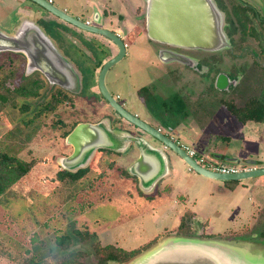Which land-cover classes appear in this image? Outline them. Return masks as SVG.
<instances>
[{"label":"rangeland","instance_id":"rangeland-1","mask_svg":"<svg viewBox=\"0 0 264 264\" xmlns=\"http://www.w3.org/2000/svg\"><path fill=\"white\" fill-rule=\"evenodd\" d=\"M83 1L52 0L59 8H65L67 12L78 15L85 8ZM98 1L114 10L115 14L121 13L126 23L131 19L132 6L139 3V0ZM213 1L218 8L216 1ZM1 2L0 0L1 33L12 35L18 24L25 20L41 22V18L38 19L29 13V11L41 10V7L34 2L30 0H25L24 3ZM45 12L43 10V13ZM220 12L224 24V14ZM224 34L229 47L231 41L225 32ZM56 35L59 37L57 32ZM242 44H233V47L239 48ZM195 58L201 59V55H194L193 63ZM211 62L218 64L220 69H229L232 72L235 71L234 63L247 65L251 63L249 56L238 58L230 55L223 48L204 49V64ZM0 66L1 76L5 75L6 71L12 73L11 82L15 86L35 75V73L27 75L24 57L16 51L1 50ZM252 67V72L250 70L241 72L239 77L241 85L238 89L231 88L229 91L221 92L216 89L214 83L212 84L211 76L204 72V65L200 70H191L175 62L166 66L158 65L155 54L148 50L145 38L141 35L137 38V43L128 48L127 55L107 72L105 85L114 96L119 95V102H126L124 106L128 111L138 112L140 118L145 121L165 129L175 125L177 118H184L185 121L192 119L191 123L196 121L198 130H202L208 121L204 118L207 114L212 116L216 114L217 104L225 108L221 101L241 107L249 98L260 94L259 90L261 91L264 82V69L262 70L258 64ZM164 69L175 70L170 88L176 90V94L157 90L155 93L160 100L152 103L153 115L150 117L144 107L145 102L136 95L137 89L155 82L161 87L157 80L154 82L152 74L156 70ZM95 83L94 77L86 76V82L82 83L80 93L71 94L64 91L66 100L54 110L36 118L29 127L20 120L29 118L31 111L21 113L19 109L22 102L28 101L6 92L4 88L0 89V93L7 97L6 102H0V144L5 142L23 144L20 156L25 159L33 158L36 161L30 173L0 194V240L20 252L28 250L30 255L44 258L45 264H59L62 256L73 250L82 252L79 257L80 262L100 264L99 256L92 250L95 241L102 246L110 244L125 250L147 246L141 251L144 252L156 243L176 236L180 216L188 211L195 216L192 221L193 237L226 240L225 242L230 244L239 243V239L252 240L250 246L240 248L250 258L264 262V239L252 238L254 234H258L263 225L256 224L253 220L250 228L244 230L242 226H237L238 223L232 224L237 213L231 212L228 201L220 198L218 194V189L223 185L221 180L206 178L190 169L170 149L165 150L167 173L152 185H143L132 174L130 169L132 158L128 156L130 147L118 153L105 148L93 152L86 162L78 167L86 169L85 174L74 182L56 178L55 172L64 169L60 164L61 159L70 150V145L62 137L63 133L69 132L75 123L96 122L102 117L101 112L108 110L100 98L89 97L90 94L85 87ZM43 84L44 89L41 92L44 93L49 87ZM49 90V93L55 92L54 88ZM181 96L190 104L182 105L180 108ZM215 101L218 103L216 104ZM162 102L165 103L164 106ZM118 116L121 117L119 114ZM219 116H214V119ZM106 119L110 123V117ZM35 125L38 130L35 129ZM252 125L255 126L253 132H263L264 120ZM17 128L20 129V135L8 136L12 131L16 133ZM181 128L187 137L192 135L193 130L189 131L184 126ZM223 128L231 135V139L226 142L221 140L216 142V150L227 146L239 147L241 142L234 135L242 127L233 117H227ZM26 134L30 135L27 141L23 139ZM200 143V145L195 144L194 148L204 155L211 156L212 154L207 153V148H204V142L200 141ZM260 145L264 150V143ZM133 150L136 151L135 148ZM135 155L136 152L133 153V156ZM226 162L229 163L227 160ZM241 163H245V160ZM261 177L264 183V175ZM251 205V202L246 204L244 211L247 212ZM249 215L243 213L240 217L249 221L251 220ZM205 221H208L206 229L202 224ZM74 229L81 232L87 230L91 236L80 241L72 234ZM63 234L70 235L72 239L66 249L54 243L55 236ZM227 240H237V242ZM0 264L13 263L0 256Z\"/></svg>","mask_w":264,"mask_h":264},{"label":"flooded vegetation","instance_id":"flooded-vegetation-1","mask_svg":"<svg viewBox=\"0 0 264 264\" xmlns=\"http://www.w3.org/2000/svg\"><path fill=\"white\" fill-rule=\"evenodd\" d=\"M215 1L220 11H222V13L224 14L223 30L231 41L230 46L225 49L223 48V50L229 52L230 55L236 56L238 58L243 56L250 57L251 63H248V65L245 63H234V72L230 71L229 69H220L217 66L218 64L216 63L211 62L210 64H204V48L177 46L150 38L146 32V0H139L138 4L132 6V16L129 20V23L125 22L121 13L115 14L114 10L107 8L103 2H100L98 0H90L88 1L90 3H84L85 8L83 9V11L79 12L80 15L67 12L65 8L61 9L69 15L86 22L90 21L94 14L96 17L100 18L99 25L112 30L114 33H116L117 37L123 43L124 54L122 58L127 55L128 48L134 46L137 43V38L142 35L145 38L148 50L151 53L155 54L158 65L166 66L167 64H171V62H175L185 66V68H190L191 70H200L204 65V72L211 76L212 84L217 81L218 85H220L222 89H216L222 92L223 90L229 91L231 88L238 89V87H240L241 85V81L239 79L241 72L245 70H250L252 72L253 65L256 67V65L258 64L262 67V70L264 69V0H252V2L251 0ZM40 11H42L43 15L45 13L47 14H45L42 23H39L41 26L40 28L46 36L47 40L50 42V45H52L54 50L59 55V58H61L63 61L62 63H60L59 68L63 72V75L64 71L68 70V76H73L75 78V81L72 82V85L76 92L70 91L57 83L51 82V76L37 69L32 70L31 72L27 73V75L35 73L33 77L38 76L39 78H41V80L45 82L46 86H48L50 89H61L57 91H60L63 96H65L67 92L71 94L80 93L82 91V83L86 82V76L88 77V75H90L94 77L96 83L94 85L85 87L88 89V92L90 94L89 97H91L92 99L100 98L108 108L107 111L101 112L103 115L101 118H99V120L91 123L95 124L96 133H100L99 135L104 134L105 140L103 142V145L105 146L99 147L97 145L100 144V142L92 141L85 146L83 145L80 148L81 150L75 155L73 159H67L73 151L72 146L69 144L70 150L63 155L61 159L62 163L66 167H70L71 169H75L74 171H77L78 169H81L78 167L84 164L88 157L97 150L105 148L118 153L119 151H123V149L127 150L129 147L130 150H133V148L136 149L138 146L144 147L142 143H135V138L141 139L144 137L148 139L150 137L129 121L125 120L122 117H119L118 113L103 98L97 86V76L101 66L103 65V63H105L107 60L114 57L118 53V45L105 37L82 31L71 23L57 18L56 16L48 12L43 13L42 8ZM56 32L57 34H59V37L58 35H56ZM246 42L247 44H245ZM238 43L243 44L239 48H234L233 44ZM20 54L24 57V66L26 68L28 60L23 53ZM198 54L201 55V59L195 58V62L193 63L194 55ZM177 55L182 57L183 61L185 62L174 60L173 56ZM112 66L109 67L107 72L111 69ZM174 73L175 70L171 69H164L159 71L156 70L152 74V76L154 77L153 80L154 82L155 80H157L158 84H160L161 87H159L155 82L150 84L148 83L147 85L141 86L137 89L136 95L140 100L145 102L144 107L146 108L150 117L153 115L154 104L152 103L154 101L156 102V100H160V98L157 97V93H155L157 90H161L167 94H176V90L173 91L171 90L172 87L170 88V85H172L171 79ZM62 81L66 84L69 82L65 79H63ZM72 85L70 86L72 87ZM263 91L264 82L261 91L259 90V93H262ZM109 93L117 103H119L126 111H128L124 106L126 102L123 101L121 103L118 101V94L114 96L110 91ZM253 97L254 96L249 99H252ZM179 101L180 108L182 105L190 104L189 101H187V99L183 96L179 97ZM217 101L220 100L217 99ZM217 103L218 102H216V104ZM161 104L164 106L165 103L162 102ZM197 106L199 107L200 105L197 103ZM191 107L192 111L193 106L191 105ZM128 112L140 118L138 112ZM109 117L111 119L110 123L107 122L109 120L106 119ZM140 119L143 120L142 118ZM145 122L152 127L157 128L167 136L171 137L172 140L178 143L181 148L182 145L194 148V143L187 142L182 144L180 140L173 136L176 131H181V127L184 126L187 128L189 120L185 121L184 118H177V123L175 125L166 127L165 129L160 125L156 126L149 121ZM77 124L78 123H75L71 130ZM182 132H184V130ZM155 145L162 146L159 142H157ZM163 165L165 167L167 166L165 160L163 161ZM164 166L162 169L163 171ZM162 170H160L159 173L155 174L151 179L153 180L157 176H159ZM151 179L150 181H152Z\"/></svg>","mask_w":264,"mask_h":264},{"label":"water","instance_id":"water-1","mask_svg":"<svg viewBox=\"0 0 264 264\" xmlns=\"http://www.w3.org/2000/svg\"><path fill=\"white\" fill-rule=\"evenodd\" d=\"M30 1L37 4L44 11L71 23L80 30L105 37L118 45V53L101 66L97 76V86L103 98L122 118L150 137L148 139L135 138L134 140L135 143L144 145V147H137L139 157L133 167L135 174H138L141 178L155 174L154 170L148 167V169H145L148 170V173H146L141 168V164H143L147 150L164 154L161 149L153 145L159 142L162 145L161 148L170 149L190 169L207 178L236 181L264 175V167H254L247 171L236 173H220L206 169L196 163L171 137L126 111L113 99L104 82V77L109 67L118 62L124 54V45L116 33L100 26V18L96 17L95 14L90 21L86 22L69 15L48 0ZM145 16L146 32L152 39L177 46L204 48L206 50H217L228 46L223 31V16L213 0H146ZM1 50L23 53L28 60L26 73L37 69L51 76V82L76 92L72 85L75 78L68 76V70H65L67 72L64 71L63 75V72L59 69L60 63L63 62L62 59L59 58V55L37 25L23 22L12 35H5L0 32ZM173 58L174 60L185 62L179 55L173 56ZM63 79L69 82L66 84L62 81ZM214 85L217 89H222L217 81ZM95 131V124L78 123L65 137V142L73 148L67 159H73L83 145L85 146L92 141L100 142L97 145L99 147L105 146L103 145L104 134L99 135L100 133L98 134ZM228 161L234 162V159H228ZM235 162L238 163L239 161ZM246 163L252 165L254 160H248ZM60 164L64 169L71 170L62 161ZM126 264H264V262L260 259L250 258L240 247L222 240L176 235L156 243L133 257Z\"/></svg>","mask_w":264,"mask_h":264},{"label":"trees","instance_id":"trees-1","mask_svg":"<svg viewBox=\"0 0 264 264\" xmlns=\"http://www.w3.org/2000/svg\"><path fill=\"white\" fill-rule=\"evenodd\" d=\"M4 71V70H3ZM1 66H0V76H1ZM5 75L0 77V89L4 88L6 92L13 93L16 97L26 99L28 102H22L19 109L21 113L31 111V116L27 119H21V123L27 125L33 124L36 118L41 115L46 114L54 110L60 103L66 100V97L60 93L61 89H56L55 92L49 93L50 88L46 92H41L44 89V84L39 77L26 78L22 83H18L17 86L13 85L11 82L12 73L6 71ZM46 84V83H45ZM63 91V90H62ZM43 95L41 96V94ZM7 97L0 93V102H6ZM24 101V100H23ZM224 107L230 112L238 121L245 122L252 120L255 122H260L264 120V91L258 96L249 99L243 106L236 107L232 103L221 101ZM14 104L12 103L11 106ZM36 126V125H35ZM37 126H36V128ZM20 129H16V133H10V137L15 135H20ZM37 130H35L37 132ZM69 132L63 133V138ZM29 134L24 135L26 141L29 139ZM9 138V137H8ZM21 139V140H23ZM23 142V141H22ZM18 144V143H17ZM12 144L5 142L0 144V194H2L11 185L19 182L24 176L33 170L34 163L36 161L33 158H22L20 153L23 150V144ZM86 169H78L77 171H71L68 169H59L55 172V176L59 180H65L67 182H74L85 174ZM234 183L235 181H231ZM192 215L185 212L178 223L176 234L183 236H191L192 228L190 226ZM263 228L259 232L260 237H264V216L262 218ZM72 234L78 238V240L83 241L91 236L87 231L72 230ZM70 235H57L54 238L55 245L62 249H66L71 243ZM147 248H136L132 250H125L115 245H100L97 241L92 244V250L94 254L99 256L98 262L100 264H124L131 260L133 257L138 255L142 249ZM82 252L79 250H73L62 256L59 264H85L79 261ZM0 256L7 259L13 264H45L44 258L35 257L30 255L28 250L20 252L11 246L7 245L5 242L0 240Z\"/></svg>","mask_w":264,"mask_h":264},{"label":"crops","instance_id":"crops-1","mask_svg":"<svg viewBox=\"0 0 264 264\" xmlns=\"http://www.w3.org/2000/svg\"><path fill=\"white\" fill-rule=\"evenodd\" d=\"M1 1L3 3H5V2L24 3L25 2V0H1ZM83 2L86 3V2H88V0H84ZM88 3H90V2H88ZM29 13L31 15L37 17V18L38 17L41 18V23H42L45 14L43 15L41 11H36V10L29 11ZM27 21L25 20L24 22H27ZM30 23L37 25L39 28L41 27L40 26L41 23L39 24V22H37V21L33 20ZM18 25H20V24H18ZM16 28H18V27H16ZM225 110L228 112V110L226 108H223V106L216 105V112H215L216 114L213 116L210 114L206 115L204 120H208V121L204 124V126L202 127V130H198L197 122L194 121L193 123H191V120H192L191 119L188 122L187 128L189 129V131L193 130L192 135H189L187 137L186 135H184L185 132H182V131L177 132L176 131L173 134V136L176 137L180 141L194 143V144H198V145L201 144L200 141L204 142L203 143L204 148H207V153L212 154L211 157L217 159L218 161H220L224 164L237 163L235 161H239L238 163H241L242 160H245V163H246L248 160H254V164H252V165L248 164V163H246V164H248L252 168L264 167V150H263V147L260 145V144L264 143V127L262 130L263 132H261V133L253 132V128L255 126H253L252 124L253 123H259V122H255L252 120H248L245 122L238 121L230 112L227 113ZM219 114H220V116H219ZM217 115L219 117L214 119V116H217ZM227 117H233V119L236 120V122L239 124V126L242 127V129L237 131L234 135L235 138H239L241 143H240L239 147H228L227 146L224 149L222 148V149L216 150V148H217L216 142H218L219 140H221L222 142H226V141L231 139V135L228 134L225 130H223L224 129L223 127H225V125H226ZM175 123H177V121ZM203 134H204V138H203ZM201 138H203L204 140ZM144 139H146V138H144ZM251 143L253 144V146H249V144H251ZM153 145L156 146L155 144H153ZM156 147L158 149H161L164 152V154L155 153L151 150H147V152L145 153V156H144L143 164H141V168L146 173H148V170H145V169H148V168H152V170H154L155 174L159 173V171L163 169V166H164L163 161L164 160L166 161V158H167V153L165 151L166 149L161 148V146H156ZM194 147H195V145H194ZM134 152H136L137 155L133 156ZM128 153H129L128 156H131V158H132L131 168H130L132 170V174L143 185H150V184L152 185V184L156 183V181L158 179H160L161 177H163L167 173L168 167L164 166V171L162 170L161 174L159 176H157L155 179H153V180L151 179L155 174H153L150 177L145 176V178H141L138 174L134 173V168H133L136 159H138V157H139V150L136 148V151L131 150ZM228 159H234V162H232V161H229V163L226 162V160L228 161ZM262 177H261V175L248 177L245 179L236 180L234 183H232L231 181H221V183L223 185L218 189V194L220 195V198H223L224 200L228 201L230 211L231 212L234 211L235 213H237V217L235 218V221H232L231 223L232 224L238 223L237 226H239V227L242 226L244 230H248L250 228L249 226L253 220H254V223H256V224L257 223L262 224V218L264 216V183H263ZM150 179L152 181H150ZM249 202H251L252 205L250 206L249 210L246 212L244 210H246L245 209L246 204H249ZM186 212H188V211H186ZM188 213H190L192 215L191 222H190V226L192 228V221H193V218L195 216L191 212H188ZM243 213L248 214V215L250 214L249 216H251V218H250L251 220H249V221H247L248 219L246 221L242 220L240 215L243 216ZM202 224H203L205 229L208 227V221H205ZM192 230H193V228H192ZM259 232L257 235L254 234V236L252 238L255 239V238L259 237V238L264 239V237L259 236ZM222 241H226V240H222ZM227 241L237 242V240H227ZM251 241L248 239L247 240L239 239L238 240L239 243L232 244V245H235L238 247H243V246L248 247L251 245Z\"/></svg>","mask_w":264,"mask_h":264},{"label":"built area","instance_id":"built-area-1","mask_svg":"<svg viewBox=\"0 0 264 264\" xmlns=\"http://www.w3.org/2000/svg\"><path fill=\"white\" fill-rule=\"evenodd\" d=\"M48 1L51 2V0ZM182 149L200 166L212 171L220 173H236L252 169V167L246 163L224 164L211 156H207L198 152L196 149L190 146L182 145Z\"/></svg>","mask_w":264,"mask_h":264}]
</instances>
